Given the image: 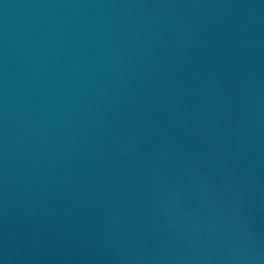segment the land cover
Returning <instances> with one entry per match:
<instances>
[{
  "label": "water",
  "instance_id": "obj_1",
  "mask_svg": "<svg viewBox=\"0 0 264 264\" xmlns=\"http://www.w3.org/2000/svg\"><path fill=\"white\" fill-rule=\"evenodd\" d=\"M0 264H264V0H0Z\"/></svg>",
  "mask_w": 264,
  "mask_h": 264
}]
</instances>
